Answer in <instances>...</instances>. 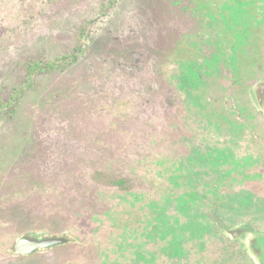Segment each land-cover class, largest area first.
<instances>
[{"label": "rangeland", "instance_id": "374dc122", "mask_svg": "<svg viewBox=\"0 0 264 264\" xmlns=\"http://www.w3.org/2000/svg\"><path fill=\"white\" fill-rule=\"evenodd\" d=\"M31 234L70 240L0 264L248 257L264 0H0V249Z\"/></svg>", "mask_w": 264, "mask_h": 264}, {"label": "flooded vegetation", "instance_id": "af4514ba", "mask_svg": "<svg viewBox=\"0 0 264 264\" xmlns=\"http://www.w3.org/2000/svg\"><path fill=\"white\" fill-rule=\"evenodd\" d=\"M4 237L5 236H0V238H4ZM16 240H17V238H16ZM78 242L81 243L82 247H84L83 246L84 241L82 238H79ZM245 242H246V253H247L248 257L247 258L245 257V260H244L243 258H241V256H239V257L234 256V257H232V259H228L227 261L225 260V262L223 261L224 262L223 264H264V236H247L245 238ZM14 244H15V242H14ZM14 244H13V248L7 247L5 249H0V254H1L0 258H3L4 255L10 254L12 252L19 256V254H17L15 252ZM231 245H233V246L237 245L238 246V244H235V243H233V244L231 243ZM166 247H167V244H166ZM83 250H84V248H83ZM83 254H84L83 251H81V253L79 255H83ZM23 256H30V255H23ZM127 259L128 258H125L122 261L126 262ZM80 261H82L83 264H89L84 259H80Z\"/></svg>", "mask_w": 264, "mask_h": 264}, {"label": "water", "instance_id": "95a60500", "mask_svg": "<svg viewBox=\"0 0 264 264\" xmlns=\"http://www.w3.org/2000/svg\"><path fill=\"white\" fill-rule=\"evenodd\" d=\"M70 240L68 236H45L23 235L17 238L14 244L15 252L19 255H32L38 251L48 250Z\"/></svg>", "mask_w": 264, "mask_h": 264}, {"label": "trees", "instance_id": "16d2710c", "mask_svg": "<svg viewBox=\"0 0 264 264\" xmlns=\"http://www.w3.org/2000/svg\"><path fill=\"white\" fill-rule=\"evenodd\" d=\"M46 69H47V67L43 66V67L37 68L36 70H46Z\"/></svg>", "mask_w": 264, "mask_h": 264}, {"label": "bare ground", "instance_id": "6f19581e", "mask_svg": "<svg viewBox=\"0 0 264 264\" xmlns=\"http://www.w3.org/2000/svg\"><path fill=\"white\" fill-rule=\"evenodd\" d=\"M123 66V65H122ZM120 68V67H119ZM123 68V67H122ZM121 69V68H120ZM117 71H119V70H117ZM122 71V70H121ZM76 95V94H75Z\"/></svg>", "mask_w": 264, "mask_h": 264}]
</instances>
